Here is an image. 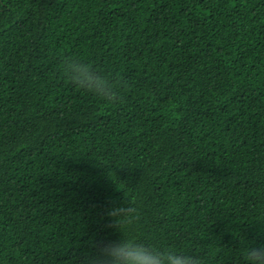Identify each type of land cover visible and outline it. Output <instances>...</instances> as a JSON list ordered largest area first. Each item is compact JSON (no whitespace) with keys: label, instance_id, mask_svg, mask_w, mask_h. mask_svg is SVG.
Masks as SVG:
<instances>
[{"label":"trees","instance_id":"obj_1","mask_svg":"<svg viewBox=\"0 0 264 264\" xmlns=\"http://www.w3.org/2000/svg\"><path fill=\"white\" fill-rule=\"evenodd\" d=\"M122 235L201 264L264 244V0H0V264Z\"/></svg>","mask_w":264,"mask_h":264},{"label":"clouds","instance_id":"obj_2","mask_svg":"<svg viewBox=\"0 0 264 264\" xmlns=\"http://www.w3.org/2000/svg\"><path fill=\"white\" fill-rule=\"evenodd\" d=\"M65 71L71 82L86 93L105 101L118 99L116 85L90 65L79 61L66 62ZM126 210L116 207L110 211L115 219ZM117 224V223H116ZM244 264H264V244L248 245L243 250ZM86 264H201L195 255L172 248L143 244L124 235L119 240L100 242Z\"/></svg>","mask_w":264,"mask_h":264}]
</instances>
